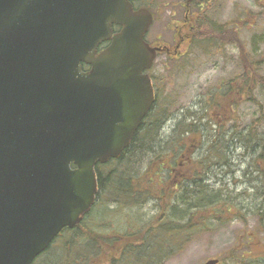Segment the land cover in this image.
<instances>
[{"label": "water", "instance_id": "water-1", "mask_svg": "<svg viewBox=\"0 0 264 264\" xmlns=\"http://www.w3.org/2000/svg\"><path fill=\"white\" fill-rule=\"evenodd\" d=\"M136 1L0 0V264H34L84 220L97 166L120 159L156 103L145 72L160 49Z\"/></svg>", "mask_w": 264, "mask_h": 264}, {"label": "trees", "instance_id": "trees-1", "mask_svg": "<svg viewBox=\"0 0 264 264\" xmlns=\"http://www.w3.org/2000/svg\"><path fill=\"white\" fill-rule=\"evenodd\" d=\"M206 9L207 17L210 11ZM205 23L195 48L217 55L224 54L227 46L238 47L244 74L230 82V92L227 89L208 92V102L201 107V112L186 111L169 134L165 128L173 115L166 103L163 75L156 85L157 103L132 144L120 159L97 167L99 193L92 211L74 229H65L35 264H165L185 249L192 236L216 224L235 220L245 224L249 214L259 217L257 229L250 234L261 235L264 240V133H259L260 125L264 127V109L259 104L260 115L252 122L254 125L236 129V133L228 132L229 135L224 131L226 125L222 128L212 117L224 109V103L233 108L237 106L235 93L241 91L234 87L237 81L248 83L242 89L244 92L251 91L249 84L253 83L264 88V76L256 66L261 61L256 60V56L262 59L264 52L257 47L249 55L242 42V30L232 28L227 32L223 28L227 25L209 17ZM185 62L168 68L167 78L181 72ZM213 127L219 131L209 134L210 145L200 154L207 131ZM228 136L237 137L243 156H250L251 167H254L251 173H245L254 185L239 194L228 184L221 183L215 174L216 169L228 166L227 147L223 144ZM198 154L200 157L195 158ZM215 178V183L220 182L222 187L210 185ZM150 202H154V210L149 209ZM122 204L133 211L136 221L135 228L128 233L118 227L109 230L110 223L107 224L108 218H114ZM113 206L117 207L116 211L111 209ZM239 253V248L234 247L219 258V264L238 259ZM238 260L252 259L242 255Z\"/></svg>", "mask_w": 264, "mask_h": 264}, {"label": "rangeland", "instance_id": "rangeland-1", "mask_svg": "<svg viewBox=\"0 0 264 264\" xmlns=\"http://www.w3.org/2000/svg\"><path fill=\"white\" fill-rule=\"evenodd\" d=\"M155 1L157 5H155ZM183 0H148L146 5L152 11L159 12L158 20L152 27V33L162 37L167 43L172 39V32L169 31V23L175 16L181 17L184 9L180 6L174 7L173 3ZM154 2V3H152ZM214 13L208 14L210 19H216L218 24L223 21L233 19L235 11H239L241 37L242 42L247 48V51L252 55L255 48L258 47L261 52H264V0H218L214 5ZM175 17V18H176ZM171 44V43H170ZM196 50V51H195ZM192 58L185 62L182 70L175 75L168 76V71L165 69V58L160 57L154 65V73L156 76H165V98L166 103L170 105V113L173 115L172 119L167 123L165 131L167 134L171 133L173 126L177 120H180L186 111L200 113L201 107L208 102L206 94L212 91H228L232 86L230 82L236 76L244 74V65L239 56V50L234 47H227L224 54L213 53L205 54L201 50L193 49ZM261 54V53H260ZM256 60H261L260 65L257 66L258 72L264 76V57L256 56ZM173 69L175 66H169ZM251 83V82H250ZM246 82L239 80L234 84V87L241 89L247 87ZM251 91H240L235 93L238 100L237 106H230L224 103V109L217 115L212 116L215 120L222 124V128L226 125L224 131H234L236 129L242 130L253 124L254 120L259 117L258 105L260 104L264 109V88L258 83L249 84ZM229 88V89H228ZM234 89V88H233ZM221 93V92H220ZM234 93V90H233ZM164 98V100H165ZM233 110L231 111V109ZM235 120V121H233ZM253 122V123H252ZM254 125V124H253ZM263 125V124H262ZM221 128V129H222ZM208 135L205 136L204 146L200 151L204 153L210 143L207 141L210 135H214L219 131V128L208 129ZM259 133H264V127L259 129ZM226 137L224 147H227L228 166L218 168L215 174L220 177V182L228 184L235 194L243 192L247 188H251L254 183L250 182L245 177L246 172L254 170L251 167V157L243 156V148L237 141V137ZM200 154L195 156L199 158ZM254 176V175H253ZM217 178L211 180V186L215 188L223 185L218 182ZM159 182V179H157ZM156 185V182L154 183ZM158 188V186H157ZM264 190V189H262ZM252 193V192H250ZM261 202L259 200L258 204ZM149 209L154 210V202L149 203ZM116 206L111 209H116ZM116 211V210H115ZM133 211L126 209V205L122 204L121 209L116 211L114 218H108L107 224L110 223L109 230L118 227L121 232L128 233L135 228L136 221H134ZM259 224V217L249 214L246 218V223L235 220L228 224H216L210 230L199 232L192 236V240L187 244L185 249L176 254L171 259H168L165 264H206L212 260H218L234 247L239 248V256L244 255L246 259L252 260H235L225 261L223 264H264V240L262 236H253L250 232H254ZM251 238V242H250ZM248 241L250 244H248ZM253 261V262H251ZM36 263L38 261H35ZM35 264V263H34Z\"/></svg>", "mask_w": 264, "mask_h": 264}, {"label": "flooded vegetation", "instance_id": "flooded-vegetation-1", "mask_svg": "<svg viewBox=\"0 0 264 264\" xmlns=\"http://www.w3.org/2000/svg\"><path fill=\"white\" fill-rule=\"evenodd\" d=\"M146 1L148 0H140L133 3L135 10L139 9H147L151 11L153 14V24L151 28L149 29V32L147 33L145 37V41L151 48H159L160 51L158 52V56L156 61L160 57L165 58V69L167 70L169 66H176L178 64H181L184 61H188L193 56L192 54L193 49L195 48L196 41L199 38V33L201 32V29L204 27V24L206 26V18L209 17L205 12L207 11L206 8L210 11L208 14H211V12L214 13V5L218 2V0H213V2H206L207 0H183V1H177L173 3L174 7L180 6L183 8L184 13L181 15V17H176L175 14L173 18L171 19L168 27L169 31L172 32V39L170 40V43H167L165 40H162L161 36L154 35L152 33V27L158 20L159 12L152 11L148 5H146ZM154 3V2H152ZM160 4V0L158 2V5ZM155 5H157V2L155 1ZM159 6H162L160 4ZM235 15L233 19H229L228 21H223V25L225 24L226 27H223L227 32L231 31L232 28H234L235 31H240V15L239 11H235ZM205 14V15H204ZM176 17V18H175ZM210 18V17H209ZM215 22H217L216 19H214ZM220 23V22H219ZM121 27L114 26V33H118L121 31ZM109 43L101 44L98 47L97 55L101 54L108 46ZM229 47V46H227ZM234 47L235 49H238V47ZM239 50V49H238ZM240 56V51H239ZM155 61V62H156ZM151 70L146 71L145 74H147L152 82L153 89L156 93V85L158 86L162 80V76L155 75L154 73V65ZM171 69V68H170ZM84 70L88 71L89 67L84 66ZM157 94V93H156ZM64 231V230H63Z\"/></svg>", "mask_w": 264, "mask_h": 264}]
</instances>
